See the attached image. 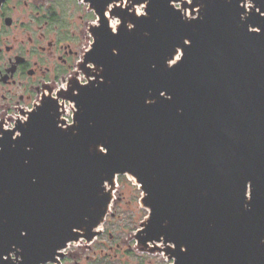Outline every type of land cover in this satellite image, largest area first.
<instances>
[{
  "label": "water",
  "instance_id": "water-1",
  "mask_svg": "<svg viewBox=\"0 0 264 264\" xmlns=\"http://www.w3.org/2000/svg\"><path fill=\"white\" fill-rule=\"evenodd\" d=\"M84 2L85 83L0 138V264L92 241L120 176L173 264H264V0Z\"/></svg>",
  "mask_w": 264,
  "mask_h": 264
},
{
  "label": "flooded vegetation",
  "instance_id": "flooded-vegetation-1",
  "mask_svg": "<svg viewBox=\"0 0 264 264\" xmlns=\"http://www.w3.org/2000/svg\"><path fill=\"white\" fill-rule=\"evenodd\" d=\"M98 26L97 14L84 0L1 1L0 138L27 122L41 101L85 83L83 57ZM134 203L115 189L94 239L70 243L48 264H173L139 239L148 213Z\"/></svg>",
  "mask_w": 264,
  "mask_h": 264
},
{
  "label": "rangeland",
  "instance_id": "rangeland-1",
  "mask_svg": "<svg viewBox=\"0 0 264 264\" xmlns=\"http://www.w3.org/2000/svg\"><path fill=\"white\" fill-rule=\"evenodd\" d=\"M187 3H190V0H186ZM248 3V2H247ZM246 3V8L248 9V4ZM250 5V4H249ZM175 7H179L178 5H175ZM137 14L141 15L143 14V8L142 7H136ZM189 14V13H187ZM118 24V21H110V25H113L115 28ZM116 189H119V193L122 194L124 197V200H135L134 207H141L140 205V199H141V191L139 190L138 186L135 184V182L128 176H120L116 180ZM114 196V192H113ZM148 213V212H147ZM143 215H140L139 217H142ZM139 220V219H138Z\"/></svg>",
  "mask_w": 264,
  "mask_h": 264
},
{
  "label": "built area",
  "instance_id": "built-area-1",
  "mask_svg": "<svg viewBox=\"0 0 264 264\" xmlns=\"http://www.w3.org/2000/svg\"><path fill=\"white\" fill-rule=\"evenodd\" d=\"M61 119L66 125L72 123L73 118V105L67 101L59 100Z\"/></svg>",
  "mask_w": 264,
  "mask_h": 264
},
{
  "label": "bare ground",
  "instance_id": "bare-ground-1",
  "mask_svg": "<svg viewBox=\"0 0 264 264\" xmlns=\"http://www.w3.org/2000/svg\"><path fill=\"white\" fill-rule=\"evenodd\" d=\"M248 7V6H247ZM111 27L113 28L114 26L113 25H111Z\"/></svg>",
  "mask_w": 264,
  "mask_h": 264
}]
</instances>
